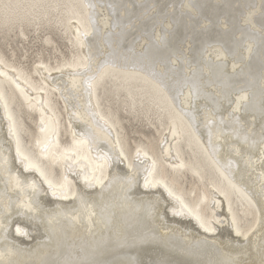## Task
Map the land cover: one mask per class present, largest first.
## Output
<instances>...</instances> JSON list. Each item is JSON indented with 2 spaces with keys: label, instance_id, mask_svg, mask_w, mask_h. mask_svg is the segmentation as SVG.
<instances>
[{
  "label": "bare ground",
  "instance_id": "6f19581e",
  "mask_svg": "<svg viewBox=\"0 0 264 264\" xmlns=\"http://www.w3.org/2000/svg\"><path fill=\"white\" fill-rule=\"evenodd\" d=\"M0 264H264V0H0Z\"/></svg>",
  "mask_w": 264,
  "mask_h": 264
},
{
  "label": "rangeland",
  "instance_id": "374dc122",
  "mask_svg": "<svg viewBox=\"0 0 264 264\" xmlns=\"http://www.w3.org/2000/svg\"><path fill=\"white\" fill-rule=\"evenodd\" d=\"M58 43L60 44V42H58ZM61 49H63L62 45H61ZM63 50H64V49H63ZM64 51H65V50H64ZM26 125H27L29 128L33 129V126H32V124H31L29 121H26ZM149 132H151V130H150Z\"/></svg>",
  "mask_w": 264,
  "mask_h": 264
}]
</instances>
